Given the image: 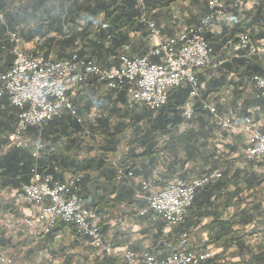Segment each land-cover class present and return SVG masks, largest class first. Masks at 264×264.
Here are the masks:
<instances>
[{
  "label": "crops",
  "instance_id": "0c3cea01",
  "mask_svg": "<svg viewBox=\"0 0 264 264\" xmlns=\"http://www.w3.org/2000/svg\"><path fill=\"white\" fill-rule=\"evenodd\" d=\"M98 1L0 0V11L6 13L0 20V73L12 66L13 36L21 40L25 49L40 46L42 55L54 61L77 53L102 68H110L120 64L117 56L124 53V45H130V51L125 53L130 58L147 56L150 49L148 28L137 24L116 30L110 22L103 24V13L91 16L97 12ZM147 2L150 6L147 18L164 37H174L183 29L195 28L210 12L209 0ZM139 20L140 16L137 23L141 24ZM104 30L111 36L113 47L117 48L115 52L102 46L101 42L108 37L101 36ZM62 34L67 35L63 37ZM243 34L254 41L264 38V0H246L241 10L231 9L227 4L225 16L215 20L205 35L214 60L223 64L217 69L197 72L201 100L214 106L219 114L231 118L233 129L219 128L209 111L199 107L201 112L195 114L185 132L175 130L177 139L160 137L152 155L140 157L144 150L132 146V141L133 135L143 129V122L138 120L147 109L137 105L130 107L125 91L108 90L92 78L69 91L75 116L64 111L38 130L40 133L36 129L26 133L28 147L38 136L44 143L37 160L30 153L31 170L36 167L41 174L52 175L58 181L69 176L79 177V195L85 207L100 215L103 236L111 240L119 252L131 250L163 259L180 249L194 253L209 250L214 259L203 264H264V160L246 159L248 135L243 130L249 125L264 133V101L257 99L253 82L255 75H264V65L258 55L246 52L234 55L232 46ZM18 114L9 97L0 96L1 148L7 145ZM189 131L196 133L198 141L191 138L187 146V139L182 135ZM90 136L98 137L100 143L87 144ZM164 143L168 144L163 146ZM14 150L21 149L11 151ZM187 151L200 155L191 159L186 156ZM100 159L106 160L116 171L110 181L87 167ZM25 160H13L9 165L10 174L0 177V218L19 221L12 229L0 224V253L6 254L12 264H27L14 261L10 252L23 253L28 248L26 245H33L34 241H62L63 237L70 236L77 250L90 246L92 254L87 264H121V256L116 254L95 259L90 239L76 236L70 226L58 224L45 234L41 227L26 223L37 211L19 200L18 191L26 183L14 176L24 167ZM118 169L133 172L135 179L125 180L118 175ZM4 170L7 168H0V174ZM214 172H220L221 178L197 192L184 222L167 234L165 223L154 221L151 212L146 216L139 214L141 209L148 207L146 198L150 193L140 186V179L151 182L152 190L157 191L174 179L208 177ZM9 184L13 186L5 187ZM130 209L135 210L136 219L131 217ZM118 212L123 218H109V214ZM183 234L188 237L187 245L180 240ZM163 239L169 240L168 247H162ZM4 249L9 254L3 252Z\"/></svg>",
  "mask_w": 264,
  "mask_h": 264
},
{
  "label": "built area",
  "instance_id": "2783aa9c",
  "mask_svg": "<svg viewBox=\"0 0 264 264\" xmlns=\"http://www.w3.org/2000/svg\"><path fill=\"white\" fill-rule=\"evenodd\" d=\"M141 11L139 22L149 29L150 49L147 56L130 58L127 54L130 45H124V53L117 56L118 66L102 68L92 59L73 53L71 56L54 61L45 58L40 46L31 50L23 48L20 39L13 36L15 46L11 68L0 73V96L6 94L12 107L19 111L18 122L8 137V143L0 151V158L12 149H22L26 144V133L30 129H42L64 111L76 115L69 91L87 80L94 78L96 83L108 90L125 91L130 107L135 105L156 113L165 107L173 89L187 88L189 101L183 108L184 124L180 133L185 132L195 116L196 106L209 111L214 123L221 129H233L231 118L219 114L216 108L201 100L200 84L197 72L204 69H217L223 62L215 61L206 33L212 23L223 18L227 4L231 9L241 10L246 0H209V15L204 17L193 29H183L174 37H164L154 22L145 17L146 0H134ZM3 14L0 13V20ZM105 48H110L107 40ZM232 50L234 55L246 52L251 56H260L264 65V38L254 41L243 34L236 38ZM153 59H156L153 61ZM253 82L256 97L264 101V75H255ZM248 135L245 151L246 159L264 160V133L258 128L243 127ZM31 156L38 159L44 148L40 136L32 143ZM118 175L125 180L135 179L131 171L118 169ZM222 174L214 172L208 177L174 179L157 191L152 190V183L139 180L140 186L149 191L146 200L148 207L139 214L146 216L151 212L154 221L165 223L167 234L170 229L182 224L192 206L196 194L209 183L220 179ZM159 178H157L158 180ZM81 179L76 176L65 177L58 181L52 175L41 174L36 167L31 170L29 182L22 185L17 196L19 200L36 209V216L26 220L27 224L41 227L50 233L58 224L70 226L78 237H87L95 248V259L105 256H121V264H203L214 259L212 251L194 253L180 249L159 259L148 253L138 254L131 250L119 252L111 240L102 234L100 215L84 205L79 195ZM1 226L12 229L19 221L0 218ZM180 240L188 244L186 234ZM162 247L169 246V240L163 239ZM0 264H12V260L0 253Z\"/></svg>",
  "mask_w": 264,
  "mask_h": 264
},
{
  "label": "trees",
  "instance_id": "16d2710c",
  "mask_svg": "<svg viewBox=\"0 0 264 264\" xmlns=\"http://www.w3.org/2000/svg\"><path fill=\"white\" fill-rule=\"evenodd\" d=\"M98 3L99 4H98L97 12H93L91 16L96 17L100 13H103L104 14L103 24L110 22L111 26H113V28H115L116 30H120L122 28H130L138 24L137 22L139 16L141 15V11L136 9L134 0H99ZM146 6H147L146 8L149 9L150 6L148 2L146 3ZM147 9L146 12L149 11ZM0 13L3 14V16H5L6 14L3 11H0ZM60 33H62L61 30ZM108 34L109 33L105 32L104 30L101 33V36L105 37L108 36ZM66 35L67 34H62L63 37H65ZM107 40H110L111 42V46L108 49L105 48L104 46ZM101 44L106 50L112 49V52H115V50L117 49L115 48V45L113 47V40L111 36H108L104 41L101 42ZM188 96H189L188 89H174L170 92L169 101L165 107H163L156 113L150 112L149 110L143 111L141 115L142 116L141 119L138 120V122L140 121L143 122L144 125L143 129L138 130L133 135V141H132V146L137 145L139 148L144 150L142 155H140V157L143 158L150 157V155H152L150 153L157 145L156 142L160 137L169 136L171 137V140L177 139V137L175 136V130L178 127V125L183 121L181 115L182 114L181 108L186 103ZM199 107H200L199 105L196 106L195 114L201 112ZM35 131L38 130L36 129ZM195 135L196 133H193L191 131H189L187 134L185 133L184 135H182V137H185L187 139L186 142L187 146L191 138H193L195 142L198 141V138L195 137ZM167 144L168 143H164L163 146H166ZM185 154L188 158L191 159H195L197 155H200V153L198 152L196 153L195 151L194 152L187 151ZM15 159H17L19 162L22 161L23 159H26L23 162L24 167L18 169V171H16V175L14 176L16 180L20 181L21 183L22 182L28 183L31 175L30 170L33 163L30 158V153L26 152L25 150L23 151V149L10 151L0 159V168H5V167L7 168V170H4V172L0 174V177H4L6 176V174H10L11 169L9 165ZM87 167L93 168L94 171L100 172L101 175H104L105 177L109 178V181L111 180V176L113 179V176L115 175L116 172L114 169H112V166L109 165L104 159L94 160L92 162V165H88ZM124 167L128 168L127 166ZM27 168H28V172H26ZM12 186L13 184H9V186L7 185L5 187H12ZM84 186L85 185L83 183V188Z\"/></svg>",
  "mask_w": 264,
  "mask_h": 264
},
{
  "label": "rangeland",
  "instance_id": "374dc122",
  "mask_svg": "<svg viewBox=\"0 0 264 264\" xmlns=\"http://www.w3.org/2000/svg\"><path fill=\"white\" fill-rule=\"evenodd\" d=\"M135 7L137 10H139L136 3H135ZM18 10H19V8L16 9L15 12ZM147 13H148V11L147 12L145 11L146 19H148ZM140 17H141V15H140ZM3 18H4V16H3ZM148 20L153 22L150 19H148ZM139 25H141L145 28H148L144 24H139ZM147 33H148V35L150 34L149 29L147 30ZM188 101H189V98L187 99L184 106L181 108L182 114H183V108L185 107V105L187 104ZM182 119H183V117H182ZM183 124H184V121H182L179 124V127H177V128L179 129L180 126ZM37 130H39V129H37ZM39 131H41V130H39ZM93 142L95 144L97 142L100 143V140L98 139V137L96 138V137L90 136L87 144H91ZM27 145L28 144H26L25 148H23V149L29 150V153H30L32 148L30 149V147H28ZM31 147H32V144H31ZM138 207L141 208V206H138ZM130 210H131V212H130L131 217L136 219L134 216V215H136L135 210H133V209H130ZM109 218H123V217H122V213L120 214L118 212L117 214H109ZM72 239L73 238L70 236H65L62 238V241H60L58 239H54V240H52V242H48L47 239L42 240L41 242L34 241L33 245L32 244L26 245V247H28V248H26V250L23 253H19L18 251H14V252L11 251L10 255L14 261L27 263V264H87L88 256H90V254H92V250H90V246L89 247L85 246V248L77 250L78 246L77 247L75 246V244H74L75 240H72ZM2 251L8 253V251L5 249Z\"/></svg>",
  "mask_w": 264,
  "mask_h": 264
}]
</instances>
